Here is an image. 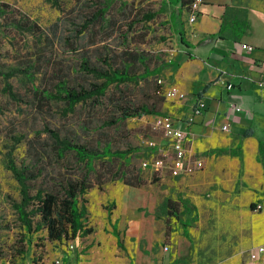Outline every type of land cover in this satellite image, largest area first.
<instances>
[{
	"label": "rangeland",
	"instance_id": "obj_1",
	"mask_svg": "<svg viewBox=\"0 0 264 264\" xmlns=\"http://www.w3.org/2000/svg\"><path fill=\"white\" fill-rule=\"evenodd\" d=\"M96 1L59 0L58 10L46 0H0V5L7 6L0 15V72L15 70L14 76L7 80L13 97L4 92V80L0 75V264H15L27 246L46 243L41 231L25 233L12 209V205L19 201V195L17 183L5 167L7 152L12 150L11 158L17 166L26 164L43 169L39 182L57 171H78L72 160L62 162L54 155L46 129L57 132L73 144L93 150L101 149L107 143L112 151L137 148L126 161L95 160V172H106L111 166L119 167L126 174L139 170L142 185L137 188L152 195L158 205L154 214L165 218L169 229L176 226L180 230L181 223H188L187 231L195 227V236L215 242L217 254L223 253L227 244L230 253H235L243 261L250 246L264 241V233H255L243 239L242 245L250 248L242 249L239 238L260 229L264 232V194L255 192L250 196L252 189L245 188L236 175L237 168L232 180L223 176L220 184L213 167L189 178L172 177L168 170L170 158H167L171 148L164 125L171 122L176 127L177 120L162 115L129 118L115 123L118 113L108 97L124 95L125 99L150 107L157 98L155 95L151 97L149 91L155 87V78L110 87L97 105L90 101L69 109L61 98L52 96L57 83L67 81L69 85L84 86L93 81V76L82 71V59L88 56L90 62L97 65V54L105 49L110 56L125 48L142 53L151 59L146 65L149 70L161 62L171 60L173 63L175 60L174 54L181 44L173 32L178 33L176 26L181 24L175 22L178 15L173 14L174 26L170 28L168 18L172 9L167 0H114L105 16L112 20L109 25L88 22L86 16L95 10ZM120 2L126 4L127 10L140 12L138 19L141 20L135 23L133 14L126 17L121 12ZM149 13H153L154 18L144 21L142 15ZM138 73H143L141 66ZM156 78L163 83L158 96L167 99L164 93L172 87L166 89V79ZM150 143L155 147L151 154H147L144 146ZM226 154L223 157L233 159ZM157 159L163 160L160 168H142V162L151 163ZM244 162L249 164V159L246 157ZM108 176L106 173L104 177L108 179ZM91 182L93 188L85 195L86 227L95 229L98 234L99 229L107 227L108 214L111 216L114 203L119 204L120 192L134 187L106 180L99 188L95 176L91 177ZM123 199L127 201L128 195ZM167 199L176 202L178 209L166 212L164 204ZM115 211L116 208L113 215ZM169 211L177 215L176 219L167 216ZM197 221L208 227L196 228ZM112 228L109 225L108 229ZM190 237H194L192 232ZM19 248L23 252H19Z\"/></svg>",
	"mask_w": 264,
	"mask_h": 264
},
{
	"label": "crops",
	"instance_id": "obj_2",
	"mask_svg": "<svg viewBox=\"0 0 264 264\" xmlns=\"http://www.w3.org/2000/svg\"><path fill=\"white\" fill-rule=\"evenodd\" d=\"M192 1H198L193 23L188 22L185 8L171 7L168 18L171 28L173 14L178 15L174 19L181 25L176 26L178 33H173L181 47L159 76L166 79V89L173 87L185 98L164 99L162 115L177 120L176 127L187 129V150L203 162L190 176L213 167L220 184L223 176L232 180L237 168L240 181L252 189L250 196L264 194V160L257 161L258 142L264 141V0ZM227 84L230 89H226ZM198 99L204 102L205 110L192 118ZM224 125L227 131L222 130ZM226 153L233 159L223 157ZM246 157L249 164L244 162ZM119 195L122 200L114 203L107 227L98 234L92 229L91 234L71 242L27 246L15 264H53L56 258L61 264H264V256L252 262L248 258V252L264 241L251 248L242 245L245 237L263 234L262 229L239 236L241 248H250L242 261L230 253L227 244L224 252L217 254L215 242L195 236V227L187 231L188 223H181L180 230L176 226L169 229L167 220L154 214L158 205L148 192L125 188ZM168 201L166 212L178 209L176 202L170 201V205ZM170 211L167 216L176 219ZM197 222L196 228L208 227ZM191 232L194 237H190ZM70 243L72 249L68 248Z\"/></svg>",
	"mask_w": 264,
	"mask_h": 264
},
{
	"label": "trees",
	"instance_id": "obj_3",
	"mask_svg": "<svg viewBox=\"0 0 264 264\" xmlns=\"http://www.w3.org/2000/svg\"><path fill=\"white\" fill-rule=\"evenodd\" d=\"M47 3L60 10L59 0H46ZM114 0H97L95 10L89 13L88 22L95 23H112L110 18H106L109 9ZM192 0H167L171 7L185 8L188 12ZM121 12L126 17L129 14L136 16L135 23L141 19V13L137 11L127 10L126 4L120 2ZM7 9L6 5H0V15ZM144 21H149L154 18L153 13L142 15ZM133 21V22H134ZM238 24V23H236ZM104 46L103 49H105ZM151 59L134 50L123 49L119 54L108 55L105 51L97 54V65L90 62L88 56H84L81 63L82 71L93 76L94 80L88 82L84 86L69 85L67 81L55 84V94L52 96L56 99L61 98L72 109L74 105L80 103L93 102L97 105L98 102L106 96L107 90L110 87L117 88L121 84H137L138 81L145 82L150 78H155V87L150 89V95L157 96L155 101L149 106L136 104L130 99L114 97V94L108 99L112 106L116 109L118 116L115 123L125 121L129 118H141L144 116L162 117L163 97H159L160 86L157 84V78L165 63L155 66L149 70L146 65ZM142 67L143 73H138ZM15 70L8 72H0L4 80V92L13 97V91L7 80L13 77ZM29 77V76H28ZM36 91V89H33ZM121 93V91H120ZM149 95V94H148ZM47 96V95H46ZM50 138L51 148L56 157L62 162H74L78 171L71 173H60L59 171L49 174L45 181H38V178L43 172L36 166H27L22 164L17 166L12 160V150L10 149L6 157H4L5 167L11 172V176L18 186L19 201L12 205L13 211L17 215L19 224L25 230V233L32 234L39 231L45 234V240L48 242H67L76 239L80 236L91 234L92 229L86 227L87 223V200L85 195L93 188L91 177L95 176L96 185L100 188L104 181H120L124 186L139 188L142 182L139 180V170L131 171L126 174L119 167L111 166L106 172L96 173L93 163L95 160L106 158L107 161L114 159H130L132 150L112 151L107 143L101 149L93 150L84 145L73 144L70 140L61 138L60 135L46 129ZM151 151V150H150ZM147 154L150 153L146 149ZM72 160V161H71ZM264 160V141L258 142L257 161ZM106 173L109 175L104 177ZM167 204L171 205L168 201ZM109 215V214H108ZM186 227V226H185ZM19 252H23L19 248Z\"/></svg>",
	"mask_w": 264,
	"mask_h": 264
},
{
	"label": "built area",
	"instance_id": "obj_4",
	"mask_svg": "<svg viewBox=\"0 0 264 264\" xmlns=\"http://www.w3.org/2000/svg\"><path fill=\"white\" fill-rule=\"evenodd\" d=\"M197 5L198 1H193L188 10V22L193 23L195 19H197ZM248 50H252L251 47L247 48ZM162 81L158 80L157 84L161 86ZM230 85H226V89H230ZM165 98L167 99H175V100H181L185 98V95L181 93L180 91L172 88H169L164 93ZM205 110V104L202 100L198 99L194 106L192 107V115L191 117L196 115L202 114V112ZM236 112L239 111V109H236ZM166 132L168 133L169 137V147L171 148V154L167 157L170 158L168 170L171 173V176L174 178L181 177V176H190L194 174L195 172L199 171L202 168V160L198 157L192 156L186 147V141L188 137L187 129L185 128H178L175 127L171 122H166L164 125ZM223 131H227L228 127L227 125L222 126ZM154 145L150 143L147 146H144L145 149L149 150V154L152 153L154 149ZM150 148V149H149ZM151 150V151H150ZM163 160L157 159L153 162H142V168H146L148 166L160 168L162 165ZM259 208V206H258ZM72 241V240H71ZM70 241V242H71ZM69 249L73 248L72 243L68 245ZM262 256H264V244L259 245L255 247L252 251L248 252V258L249 261H256L260 259ZM53 264H61V261L59 259H54Z\"/></svg>",
	"mask_w": 264,
	"mask_h": 264
}]
</instances>
